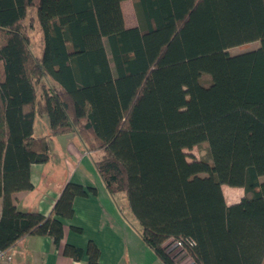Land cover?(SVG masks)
<instances>
[{
	"label": "trees",
	"instance_id": "obj_1",
	"mask_svg": "<svg viewBox=\"0 0 264 264\" xmlns=\"http://www.w3.org/2000/svg\"><path fill=\"white\" fill-rule=\"evenodd\" d=\"M123 1L0 0V250L26 236L60 247L75 198L96 193L69 182L49 216L14 203L33 190L32 166L49 161L51 140L74 132L100 152L109 193L126 194L164 264L186 255L193 264H264V0H133L134 28ZM30 9L41 58L24 26ZM44 115L51 133L37 137ZM202 143L210 161L189 160L186 150ZM223 185L243 198L228 204ZM176 240L186 241L180 255ZM63 253L101 264L93 242Z\"/></svg>",
	"mask_w": 264,
	"mask_h": 264
},
{
	"label": "crops",
	"instance_id": "obj_2",
	"mask_svg": "<svg viewBox=\"0 0 264 264\" xmlns=\"http://www.w3.org/2000/svg\"><path fill=\"white\" fill-rule=\"evenodd\" d=\"M128 2L133 0H126L121 4L125 25L127 28H134L138 26L137 17L136 24H130L131 20L126 19L124 12V5ZM54 87L60 91L57 85L54 84ZM50 133L48 117L36 116L35 136H48ZM55 139L59 143L61 141V152L54 151ZM99 153L89 151L74 132L59 135L51 140L49 161L32 166L33 190L20 191L13 195L17 208L49 216L63 188L69 182L85 188H95L96 193L75 198L74 216L72 219L64 220V238L60 247H56L49 236H26L9 250L11 261L4 260L0 264H88L86 253L82 259L75 260L64 255L63 247L70 244L86 251L90 242L99 249L101 264H164L144 243L139 232V223L130 209L128 199L126 206L129 210L126 212L121 209L117 196L125 193L114 196L109 193L96 169L95 161L100 157ZM59 168L64 170L61 180H56L53 176ZM224 187L223 185V191ZM237 189L242 191L238 196L240 201L244 196V190ZM1 206L0 199V213ZM73 227L81 228V232L75 231Z\"/></svg>",
	"mask_w": 264,
	"mask_h": 264
},
{
	"label": "rangeland",
	"instance_id": "obj_3",
	"mask_svg": "<svg viewBox=\"0 0 264 264\" xmlns=\"http://www.w3.org/2000/svg\"><path fill=\"white\" fill-rule=\"evenodd\" d=\"M124 12L126 15V19L128 21L131 20L130 24L135 25L136 24V14L134 11L133 2H128L124 5ZM24 26H25L26 32L29 36L30 47H31L33 53L35 54V56L41 58L43 55V50H44V39H43V33L41 31V28H40L38 22L36 21L34 9H30L27 18L24 21ZM259 45H260L259 42H253V43L248 44V46L246 48H239V47L233 48L230 50V53L231 54H238V53L254 50V49L258 48ZM207 78L210 79L209 76H205L203 78V81L205 82ZM44 83H46L49 87H52V86L54 87L53 82L49 78H46L44 80ZM37 120L39 121L40 118ZM54 142H55L54 143L55 144L54 145L55 153H56V151L61 152L60 151L61 141L59 143V141H57V139H55ZM208 147L209 146L207 143H202L198 146L193 147L192 149H187L186 153L188 154V159L189 160H195L196 159V160L210 161V154H209ZM59 152H58V154H59ZM63 170H64L63 168H59L57 173L53 177L56 178V180H61L60 178L62 176ZM262 181H264V176L262 177ZM224 186L225 187H224L223 192H224V195L226 197L227 203L228 202L234 203V201L238 202L239 201L238 196L242 191H240L239 189L234 188V187H229L227 185H224ZM117 200L120 203L121 209L127 212L129 210V207L126 206V202H127L126 201L127 200L126 195L125 194L118 195ZM175 253L176 252H173V254H175ZM179 255H180V253H179ZM179 262H181V264H193L192 259L189 257V255L182 257Z\"/></svg>",
	"mask_w": 264,
	"mask_h": 264
},
{
	"label": "built area",
	"instance_id": "obj_4",
	"mask_svg": "<svg viewBox=\"0 0 264 264\" xmlns=\"http://www.w3.org/2000/svg\"><path fill=\"white\" fill-rule=\"evenodd\" d=\"M187 243L189 245H193L191 241H188ZM185 245H186V241L183 240H176L171 243V247L174 248V252L176 253H184ZM4 260L11 261L9 250H0V262Z\"/></svg>",
	"mask_w": 264,
	"mask_h": 264
}]
</instances>
